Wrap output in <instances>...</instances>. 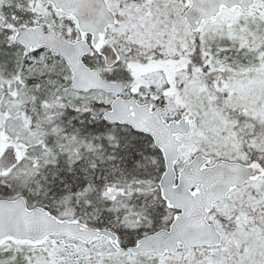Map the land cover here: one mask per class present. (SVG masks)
Wrapping results in <instances>:
<instances>
[{
    "label": "snow or ice",
    "instance_id": "1",
    "mask_svg": "<svg viewBox=\"0 0 264 264\" xmlns=\"http://www.w3.org/2000/svg\"><path fill=\"white\" fill-rule=\"evenodd\" d=\"M0 264H264V0H0Z\"/></svg>",
    "mask_w": 264,
    "mask_h": 264
}]
</instances>
